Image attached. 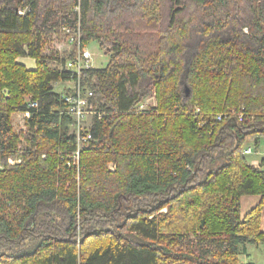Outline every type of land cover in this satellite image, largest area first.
Instances as JSON below:
<instances>
[{"label":"trees","instance_id":"obj_1","mask_svg":"<svg viewBox=\"0 0 264 264\" xmlns=\"http://www.w3.org/2000/svg\"><path fill=\"white\" fill-rule=\"evenodd\" d=\"M53 24L113 46L83 74L104 116L79 169L70 92L51 86L75 79L35 49ZM26 45L35 71L17 62ZM154 91L158 108L133 114ZM263 136L264 0H0V264H245L241 246L264 241V175L244 150Z\"/></svg>","mask_w":264,"mask_h":264},{"label":"rangeland","instance_id":"obj_2","mask_svg":"<svg viewBox=\"0 0 264 264\" xmlns=\"http://www.w3.org/2000/svg\"><path fill=\"white\" fill-rule=\"evenodd\" d=\"M17 4H20L23 0H16ZM21 15H24V13H20ZM72 16V14H71ZM72 19H74V16H72ZM58 22L60 25V19L55 20L54 22ZM55 24V23H54ZM54 24L49 27L44 33H41L39 35V42L36 45L37 52L41 59L48 64L49 69H58V64L67 61V59L72 58L73 52L72 47L70 48L68 39L69 37L63 32L64 27H55ZM157 35H140V36H133L131 39H133V44L143 50L144 53H151L155 52L157 48ZM109 40V39H108ZM107 41V37L102 38L99 42H93L91 43L87 49L91 52L94 58V69H105L109 65L111 59H112V50L113 46L106 45L105 42ZM23 52L28 54L31 57V51L30 48L26 45L23 49ZM19 60V59H18ZM17 60V62H18ZM51 86L55 91H61V90H68V92H71L74 83L73 82H58V83H52ZM5 94L8 92L5 91ZM30 100V98H28ZM96 103V100H95ZM97 104V103H96ZM145 106V111H142L139 107ZM97 106V105H95ZM158 108V100H157V93L154 91L150 96L145 98V100L135 107L133 109V114H143V113H151L154 110ZM96 110H99V106L96 107ZM26 119L27 116L24 113H16L12 116V126L14 129V132L16 135H19L21 132L26 133L27 127H26ZM96 121V118H93L92 116L89 117L87 123L85 124V129L87 131H92L94 127V123ZM72 131L74 132L73 128ZM99 146L98 144H87L85 147H83L82 150L86 148H96ZM252 147L254 153H256L255 143L249 142L247 143L246 147ZM20 153H25L28 148L25 144V142H22V145L19 147ZM257 152L264 154V136L260 138L259 145L257 147ZM45 158V156H44ZM259 157L251 156L247 157L248 162H251L254 159H258ZM14 164L15 162H11ZM110 170L113 172L116 170V165L114 163H111L109 166ZM79 180V176H78ZM10 213V212H9ZM11 214H14V217L18 215V212L12 210ZM13 217V215H12Z\"/></svg>","mask_w":264,"mask_h":264},{"label":"built area","instance_id":"obj_3","mask_svg":"<svg viewBox=\"0 0 264 264\" xmlns=\"http://www.w3.org/2000/svg\"><path fill=\"white\" fill-rule=\"evenodd\" d=\"M63 32L69 37L68 43L70 48L72 47L73 56L67 59V61L58 64V71H65L72 74L75 80L71 81L74 83L72 91L63 97L65 103L64 113L70 116L74 121L72 133L77 139L78 148L77 151L72 154L74 159V165L79 169L80 165V155L83 147L94 141V136L92 131H87L85 129V124L87 123L90 116L101 120L103 118V113L96 110L94 103V92L84 86L82 82L83 74L86 71L92 70L94 65V58L91 52L85 47H82L80 31H72L68 27L63 28ZM76 77V78H75ZM31 108H38V104L35 102L30 103ZM142 111H145V106L139 107ZM200 111H197V115ZM27 118L30 117V113H26ZM227 115L220 114L216 116V121L221 122ZM239 122H252L254 117H245L243 114L239 115ZM206 125L204 120L202 126ZM253 149L251 147L245 148L244 155L250 156L253 154Z\"/></svg>","mask_w":264,"mask_h":264},{"label":"crops","instance_id":"obj_4","mask_svg":"<svg viewBox=\"0 0 264 264\" xmlns=\"http://www.w3.org/2000/svg\"><path fill=\"white\" fill-rule=\"evenodd\" d=\"M18 63L24 66L29 71L37 70V60L30 56H22L19 58ZM26 115V114H25ZM248 148V146L246 147ZM252 148V147H251ZM253 152L252 155L247 156H256L258 159L252 160L250 165L254 168L261 171L264 175V154L257 152ZM262 202V197L257 195L251 196H243L241 198V206L240 213L241 217L244 218L247 214H249L255 207H257ZM261 232L264 235V211L262 213V223H261ZM240 259L245 264H264V241L259 244H245L241 246V256Z\"/></svg>","mask_w":264,"mask_h":264}]
</instances>
